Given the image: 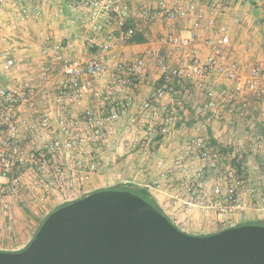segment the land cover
<instances>
[{
	"label": "crops",
	"instance_id": "obj_1",
	"mask_svg": "<svg viewBox=\"0 0 264 264\" xmlns=\"http://www.w3.org/2000/svg\"><path fill=\"white\" fill-rule=\"evenodd\" d=\"M261 1L231 0L225 16L219 19V22L228 24L231 30V53L245 65L264 63V11ZM69 3V0H53L50 5H45L39 0H17L15 3L4 0L0 5V21H4L0 28V86L22 90L24 82L31 83L37 94V106L43 110H56L58 105L52 102V97L63 91L59 87L63 78L61 63L56 60L55 52L58 51L69 59L82 61L99 55L108 57L104 63L103 75L92 78L91 91L82 96V107L75 105L69 98L64 102V106L79 117L83 107L97 110L103 117L111 109L117 111L119 117L106 125L109 132L106 131L102 142H91L85 146L87 148L93 145L88 149L91 151L86 155L87 159L93 158L105 163V169L100 173H91L83 185L63 191L76 196L81 190L86 193L121 183L135 185L145 189L179 229L195 235H207L230 226L264 220V200L251 201V206L242 212L195 211L188 218L187 213L177 211L172 206L176 193L182 198L186 196L183 187L187 182L193 191L204 189L210 193L217 179L214 174H206L205 171L200 172L201 176L195 174V169L203 166V162L191 164L186 161L182 166L174 165L180 148L195 133L206 135L209 146L222 152L223 157L218 162L221 170L226 165L240 169L233 157L234 153H240L243 155L242 170L247 181L261 180L264 183V114L251 111L241 113L238 109L230 110L227 105L222 118L213 121L204 131L200 128V123L206 116L204 104L199 99L197 101L193 94L184 91V86L174 84L176 91L166 88L165 94L156 98L159 86L172 84L160 73L155 56L146 57L144 63L135 70L129 69L133 62L144 56L148 48H159L162 45L159 37L163 33L179 32L190 21L163 20L147 24L142 19L128 18L126 22H136L143 26L145 41H121L118 38L119 30L115 28L112 46L107 51H101L98 44L105 34L95 35L83 28L84 25ZM59 9H62L61 15L57 13ZM33 10L40 12L38 19L30 16ZM27 12L29 17L22 19ZM48 34L52 35L49 39ZM203 35L204 32H201V36ZM85 36H94L97 45L91 47ZM162 46L158 51L163 53L167 50V62L170 65L179 64L175 51L168 45ZM198 50L201 58L205 59V47L199 45ZM9 57L14 59L15 67L5 71L3 64ZM215 86L220 89L224 83L216 82ZM63 92H68V89ZM145 102L155 107L157 117L143 111L142 105ZM165 115H170L173 120L167 124V131L162 132L160 117ZM83 128L85 131L86 128ZM49 136L63 135L60 129H54ZM257 136H260V147L258 151H254ZM238 139H242L243 143L236 146ZM159 158L165 160L167 178L164 180V187L156 189L151 182L156 177V160ZM108 164L110 166L107 168ZM47 197L49 210L60 204L54 194H48ZM241 198L248 199L247 193L242 194ZM17 201L12 202V215L20 213ZM3 227L6 224L0 223V250L16 251L29 242L30 229L15 234L14 231L8 233L1 230Z\"/></svg>",
	"mask_w": 264,
	"mask_h": 264
},
{
	"label": "built area",
	"instance_id": "obj_2",
	"mask_svg": "<svg viewBox=\"0 0 264 264\" xmlns=\"http://www.w3.org/2000/svg\"><path fill=\"white\" fill-rule=\"evenodd\" d=\"M16 1L10 0L12 3ZM52 1L39 0L45 5H50ZM230 1L72 0L69 5L89 32L105 34L98 44L102 51L112 46L115 28L119 30L118 38L121 41H127L137 31L144 33L140 23L133 22L124 28L128 18L142 19L144 23L174 22L178 19L190 21L185 29L163 33L159 37L160 43L175 51L179 64L170 65L160 61L159 71L172 85L159 86L156 98L163 96L166 88L176 91L174 84L189 83L194 95L204 102L206 116L200 128L205 131L213 121L222 118L227 105L230 110L238 109L241 113L251 111L264 114V63L242 64L230 51L232 36L229 25L219 22L230 8ZM261 2L264 11V0ZM3 3L4 0H0V5ZM57 13L61 15L62 9ZM30 16L38 19L40 12L33 10ZM27 17L28 12L23 14L22 19ZM201 32H204L203 36ZM51 36L48 34L47 38ZM84 38L91 47L97 45L94 36ZM199 45L207 50L205 59L200 56ZM157 53L158 48H148L144 56L133 62L129 69L135 70L146 57H153ZM55 58L61 63L63 73L59 87L63 91L68 89V92L61 91L52 97V102L58 105L56 110H43L37 106V94L29 82L22 84V90L0 86V223L8 226L12 220V202L18 200L23 192L35 198L39 210L47 211L48 194H54L57 201L63 203L68 200L66 195L69 194L64 189L73 190L86 183L91 173H100L105 169V163L87 159L85 146L89 141L97 143L106 131L109 132L106 125L118 119L117 111L111 109L103 117L97 110L83 107L79 117L64 106L65 99L69 98L82 107V96L91 91V79L103 75L104 63L97 58L86 61L69 59L58 51ZM14 67V59L7 58L3 69L9 71ZM216 82L224 83V86L219 89L215 86ZM142 108L151 116H158V111L150 103H143ZM160 119L162 132H166L167 124L173 118L165 115ZM54 129H60L63 136L50 137ZM207 140L204 134H193L180 148L174 165L182 166L186 161L191 164L203 162V166L195 169V174L201 176L200 172L205 171L206 174H214L217 179L210 193L204 189L193 191L187 182L183 187L186 196L182 198L176 193L172 199L173 208L184 211L188 218L195 211L242 212L251 206V201H263L264 183L261 180L247 181L242 170L243 155L233 154L240 169L226 165L221 170L218 162L223 154L218 148L209 146ZM259 141L260 136H257L254 151H258ZM242 143V139H238L235 145ZM144 152H147L146 149ZM156 165L158 170L151 185L161 189L167 178L165 160L157 159ZM244 193H247L248 199L241 198Z\"/></svg>",
	"mask_w": 264,
	"mask_h": 264
},
{
	"label": "water",
	"instance_id": "obj_3",
	"mask_svg": "<svg viewBox=\"0 0 264 264\" xmlns=\"http://www.w3.org/2000/svg\"><path fill=\"white\" fill-rule=\"evenodd\" d=\"M0 264H264V225L189 234L139 195L99 189L48 213Z\"/></svg>",
	"mask_w": 264,
	"mask_h": 264
},
{
	"label": "rangeland",
	"instance_id": "obj_4",
	"mask_svg": "<svg viewBox=\"0 0 264 264\" xmlns=\"http://www.w3.org/2000/svg\"><path fill=\"white\" fill-rule=\"evenodd\" d=\"M1 22H4V21H0V28H2L3 27V25L1 26ZM152 24L153 22H147V24ZM4 24V23H3ZM83 28H86L85 26H83ZM105 36V35H104ZM162 45H164V44H162ZM162 45H159L158 47L160 48V49H162L163 48V46ZM166 47V46H165ZM158 48V49H159ZM101 50V49H100ZM166 50V49H165ZM102 51V50H101ZM107 51V50H106ZM167 51V50H166ZM164 52L163 51V53L162 52H160V50L158 51V53H157V55H155V62H156V64L157 65H159V63H160V61H163V62H166V63H168L167 62V59H166V56H165V54L167 53V52ZM233 54V53H232ZM234 55V54H233ZM97 59L98 60H101L103 63H105L107 60H108V57H106V56H97ZM182 86H184V91H186L188 94L189 93H191V94H193V96H195L194 95V93H193V89H192V87H191V85L189 84V83H184V84H182ZM2 87H4V86H2ZM4 88H6V87H4ZM7 89H11V88H7ZM178 93V92H177ZM196 97V96H195ZM197 99V101H198V97H196ZM201 102H203V100L202 99H199ZM199 101V102H200ZM203 104H204V102H203ZM103 138H101L100 140H98V142L100 141V142H102L101 140H102ZM89 143H91L90 141L87 143V144H89ZM105 144V143H104ZM93 145L91 144V146H89V147H87V148H85V153H86V155L87 154H89L90 152L89 151H91V150H88V149H91V147H92ZM86 151H88V152H86ZM110 165L108 164L107 165V168L109 167ZM36 177V176H35ZM37 178V177H36ZM121 184H123V183H121ZM126 184V183H125ZM116 185H118V184H115V185H112V186H110V187H113V186H116ZM110 187H108V188H110ZM104 189H106V188H104ZM99 190V189H98ZM95 191V190H94ZM92 192V191H91ZM80 194H77L76 196H75V194H68V195H66V197H67V201H72V200H74V199H77V198H79L81 195H83L84 193H83V191L81 190L80 192H79ZM58 202H60V201H58ZM66 202V201H65ZM60 204H61V202H60ZM59 205V204H58ZM17 206L19 207V210H20V213H18L17 215H16V213L14 214L13 213V215H12V222L13 223H10V228H9V226L8 225H6V227H3V229L1 228V230H5L6 232H8L9 233V231H14L15 232V234H20L21 232H25L26 230H29L30 229V232H29V234H28V239H29V242H30V240L33 238V236L35 235V233H36V231L38 230V228H39V226L41 225L40 223H41V221L43 220V219H45V216H47V214L48 213H50L52 210H54V207L51 209V210H49L48 211V213H44L45 211H41V210H39V207H38V205H37V202L35 201V198L34 197H32L31 195H28L27 193H26V191L25 192H23L22 193V195H21V197L18 199V201H17ZM57 206V205H56ZM14 218L16 219V222H14ZM43 222V221H42ZM32 225V228L30 227ZM30 227V228H29ZM184 229V228H183ZM184 230H186V229H184ZM189 234H191L190 232H188ZM28 242V243H29ZM27 243V244H28ZM26 244V245H27ZM25 245V246H26ZM4 246H6V245H4ZM24 246V247H25ZM23 247V248H24ZM20 250V249H19ZM17 251V250H16Z\"/></svg>",
	"mask_w": 264,
	"mask_h": 264
},
{
	"label": "trees",
	"instance_id": "obj_5",
	"mask_svg": "<svg viewBox=\"0 0 264 264\" xmlns=\"http://www.w3.org/2000/svg\"><path fill=\"white\" fill-rule=\"evenodd\" d=\"M72 0H69V2H71ZM128 25H132L131 22H127L125 27L126 28ZM145 36H144V33L142 32H136L131 38H129L127 40V42H143L145 41ZM174 90H177V87H174ZM236 166L237 167H240V164L237 162L236 163ZM110 188H113V189H123V190H128V191H131L137 195H139L140 197H142L143 199H145L146 201H148L151 205H153L157 210H159L160 212H162L164 214V212L159 208V206L157 205V203L155 202V200L153 199V197L143 188H140V187H137L135 185H131V184H118L116 186H113V187H110ZM88 193L90 192H86L84 193L83 195H81L80 197L82 196H85L87 195ZM68 202L70 201H66V202H63L57 206L54 207V209H56L57 207L61 206V205H64V204H67ZM165 215V214H164ZM166 216V215H165ZM46 217V216H45ZM169 220L170 218L168 216H166ZM44 220V219H43ZM42 220V221H43ZM41 221V223H42ZM172 221V220H170ZM40 223V224H41ZM249 224H261V225H264V220H259V221H253V222H247ZM174 224V223H173ZM175 225V224H174ZM222 230V229H220ZM218 230V231H220ZM211 234V233H210Z\"/></svg>",
	"mask_w": 264,
	"mask_h": 264
}]
</instances>
